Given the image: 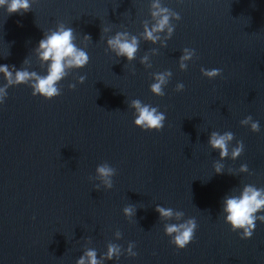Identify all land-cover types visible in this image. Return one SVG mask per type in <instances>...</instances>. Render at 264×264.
<instances>
[{"label": "water", "instance_id": "95a60500", "mask_svg": "<svg viewBox=\"0 0 264 264\" xmlns=\"http://www.w3.org/2000/svg\"><path fill=\"white\" fill-rule=\"evenodd\" d=\"M155 2L0 7V64L13 72L45 75L37 46L61 24L89 57L66 70L59 95H33L29 81L9 86L0 104V264H77L89 249L99 264H264V221L241 239L223 213L225 198L246 184L264 188V0H159L173 30L152 40L145 29L158 20ZM117 33L137 38L131 60L109 47ZM184 49L194 51L181 68ZM211 68L222 71L205 77ZM159 73H170L162 95L150 90ZM136 99L166 113L160 131L133 125ZM249 115L260 131L241 124ZM213 131L234 133L228 156L209 145ZM101 163L116 169L111 188L97 177ZM157 205L196 218L185 248L170 243L164 228L177 218L161 217ZM110 245L119 251L109 259Z\"/></svg>", "mask_w": 264, "mask_h": 264}, {"label": "clouds", "instance_id": "9594fccd", "mask_svg": "<svg viewBox=\"0 0 264 264\" xmlns=\"http://www.w3.org/2000/svg\"><path fill=\"white\" fill-rule=\"evenodd\" d=\"M31 0H0V7L11 14L15 12H27L30 8ZM155 11L152 13L154 17H158L157 22L151 27L145 29V36L148 39L155 40L154 32L163 30L168 27L171 33L173 28L169 27V18L171 13L165 7H161L159 0L153 5ZM179 18V14H176ZM73 28L59 25L55 30L50 31L43 36L37 46V52L40 59L47 63V73L39 75L36 72H30L26 69H17L15 72L7 65L0 64V75H3L5 83L0 85V104H3L8 93L7 89L11 85H19L25 82H31L32 94L39 95L44 99H51L60 94L58 82L65 76L66 70L70 67H83L89 57L88 53L78 47L74 43ZM118 56H124L131 60L138 47L137 38H127L126 33H117L114 37L107 41ZM194 50L184 49L181 56V68H185L184 61L188 60ZM220 68L202 69V73L207 78H214L221 73ZM170 73H159L156 75L155 82L150 86V90L156 95L163 94V84L166 82ZM81 76L80 80L83 81ZM74 88L75 85H69ZM184 89L183 83L177 85V91ZM131 107L135 110V118L133 125L142 131H160L165 122L166 113L159 111L157 106L146 104L139 99L131 102ZM242 125H249L253 132L260 131V123L253 120L249 115L241 120ZM234 133L231 131L220 133L211 132L208 143L213 149H218L220 157L229 155V142L232 140ZM244 150L243 141H239L232 149L231 155L237 157ZM241 170H247V165L241 166ZM216 171H221V166H216ZM116 173V169L108 163H101L96 168L97 177L106 188L112 187V177ZM99 186V185H97ZM157 213L164 218L176 217L175 222L165 225L164 233L169 236L170 243L177 249L185 248L193 239L197 221L195 217L188 219H180L183 213L176 211L170 207L162 205L156 206ZM126 215L133 212L131 207L124 209ZM224 222L228 224L233 232H237L241 239H248L252 236L258 220L264 221V188H258L252 184H246L238 195H231L225 198L223 202ZM133 245L129 244L128 252L132 256L137 253L132 251ZM119 249L115 245H110L107 251V257L110 259L117 254ZM77 264H99L95 249H89L82 255Z\"/></svg>", "mask_w": 264, "mask_h": 264}]
</instances>
